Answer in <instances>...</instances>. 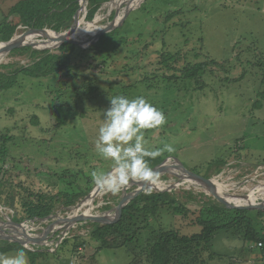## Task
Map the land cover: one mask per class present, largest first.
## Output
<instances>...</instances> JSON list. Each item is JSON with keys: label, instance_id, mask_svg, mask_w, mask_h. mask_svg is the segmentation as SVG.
<instances>
[{"label": "rangeland", "instance_id": "374dc122", "mask_svg": "<svg viewBox=\"0 0 264 264\" xmlns=\"http://www.w3.org/2000/svg\"><path fill=\"white\" fill-rule=\"evenodd\" d=\"M19 1L0 0V24ZM113 1L103 4L94 16L93 20L100 18L95 24L100 29L115 16L125 14L126 4L109 9ZM177 11L176 17L165 20ZM82 17L83 12L79 13ZM91 22L83 20L85 24ZM73 24L74 20L70 27ZM117 28L123 43L110 44L95 53L90 42L95 34L86 40L77 38L83 45L72 44L73 49L66 53L49 50L66 57L61 73L37 79L20 76L13 89L0 91V207L9 210L13 224L26 217L22 206L35 200L32 194L69 195L76 203L66 207L59 202L50 215L64 216L68 208L80 204L96 188L92 171L111 170L112 162L101 158L94 145L104 110L110 106L108 98L115 95L130 99L142 96L165 114L163 126L145 131V147L153 150L170 144L175 151L149 159V166L155 163L152 169L175 159L191 174L208 180L219 177L232 192L246 186V179L264 166V0H144L132 7ZM43 29L52 32L49 27ZM81 32L88 34L89 29ZM30 33L19 26L13 37ZM33 38L36 42L48 40ZM163 55L175 59L165 65ZM34 61L29 52L8 54L0 73L11 74ZM199 63L205 64L201 88L182 75L184 68ZM56 106L68 117V123L59 129L55 128ZM158 178L177 180L169 174ZM253 179L258 185L264 184V172L258 169ZM135 188L131 185L119 193H104L94 202L100 205L94 212L108 210V206L101 208L104 202L116 204L123 193H132ZM150 193L133 199L143 205ZM166 194L174 199L177 209L163 206L153 216L138 217L135 224L126 218L123 227H116L118 219L110 225L78 222L62 240L61 231L47 234L49 245L33 246L32 252L44 254L36 256L34 264H150L147 252L156 226L196 234L200 231L196 220L213 217L212 207L234 209L191 186H178ZM11 198L14 211L9 207ZM258 206L262 209H248L252 210L249 215L256 230L264 232V202ZM43 220L20 224H28L29 234L41 239L42 230L51 223L39 224ZM4 224L0 214V228ZM126 227L136 233L133 241L128 240ZM5 243L12 242L1 236L0 246ZM242 243L221 230L212 240V250L222 257L220 260L207 262L208 252L199 248H176L171 264H264V259L239 257ZM242 248L246 250V246ZM27 259L31 264L30 257Z\"/></svg>", "mask_w": 264, "mask_h": 264}, {"label": "trees", "instance_id": "16d2710c", "mask_svg": "<svg viewBox=\"0 0 264 264\" xmlns=\"http://www.w3.org/2000/svg\"><path fill=\"white\" fill-rule=\"evenodd\" d=\"M113 0H87V14L86 20L91 22L94 19L95 14L100 7ZM79 10L78 0H21L14 4L8 11L6 17L0 24V42H8L14 36L16 29L21 26L28 30H41L45 27H49L52 31L59 33L68 29L73 23V17ZM179 12H174L166 17V21L169 22L172 18L176 17ZM119 29H115L109 33L100 35L94 42L93 50L95 53H100L106 46L114 43H123L122 38H118ZM73 49L72 44H63L57 50L61 53ZM29 52L30 58L35 59L32 65L24 67L14 71L11 74L0 73V91H9L17 85L18 78L20 76L25 78L37 79L40 76H46L54 73H61L65 69L64 60L65 56H58L50 54L49 50H33L30 47H22L15 49L9 53V55ZM162 64H168V62L174 61L175 57L172 55H163ZM0 67H3L1 65ZM205 64L199 63L192 67L184 68L182 70L183 78L188 81H193L198 88H201L203 80L201 79V73L204 71ZM264 99V93L262 94ZM260 106V104H258ZM55 115V128H61L68 122V117L60 107H54ZM36 124V123H35ZM152 163L150 166H154ZM149 166V167H150ZM1 172V170H0ZM1 185V183H0ZM35 196V202L25 204L24 207L26 217L24 219H16L17 223H22L24 220L33 219H45L50 216L59 202L68 207L74 205L76 202L70 199L69 195L65 193H56L52 195L48 194H32ZM65 198V200H60ZM9 207L11 210L14 208V200L11 198ZM135 200H131L127 205L123 207L120 212L119 218L116 222V227L125 226V220L128 218L131 224L137 222V218L142 216L148 217L155 215L159 209L163 206L169 208H175L176 202L166 193H150L145 197V203L143 205H137ZM34 202V203H33ZM0 203H1V188H0ZM251 209V208H247ZM213 217L211 218H199L196 220L195 225L200 227L198 233L191 235L181 234L177 230H163L160 226H156L151 231V240L148 246L147 258L150 264H171L173 260V250L176 248H199L202 252H208L207 262L220 260V256L214 253L212 250V240L218 231H225L232 234L233 237L239 238L243 243L248 245H254L256 248L257 243H262L261 248L256 250L264 259V232L256 230L254 221L249 215L252 210L246 209H232L227 210L223 207L211 208ZM255 211V210H254ZM258 218L261 217V213L257 211ZM214 214L216 217H214ZM15 220V219H14ZM96 224V223H95ZM110 225V224H109ZM110 227V226H105ZM127 238L129 241H133L136 237V233L132 232L129 227H126ZM65 244V243H64ZM103 244H101L102 246ZM23 249L27 257H30L31 264H34L36 256H43V253L28 251L17 243H5L0 246V256L10 252ZM202 262L201 264H206Z\"/></svg>", "mask_w": 264, "mask_h": 264}, {"label": "bare ground", "instance_id": "6f19581e", "mask_svg": "<svg viewBox=\"0 0 264 264\" xmlns=\"http://www.w3.org/2000/svg\"><path fill=\"white\" fill-rule=\"evenodd\" d=\"M127 0H116L115 2L109 4V9H118L121 4H127ZM123 9V8H122ZM119 12V11H118ZM122 13V12H121ZM104 15V14H103ZM121 18V17H120ZM100 20L99 17H96L93 24H85L83 23L81 18L77 19V22L82 24L83 26L78 28V33L81 32L83 28H88L89 33L83 34L82 32L75 37L74 41L80 43V40H86L87 36L92 34H96L100 28L95 26V24ZM90 27V28H89ZM64 34L56 35L52 32H45L43 37L47 38L48 40L45 42H36L34 40V36L29 35H16L14 37L15 40H20L22 43H33L36 48L42 49L45 46H51L53 44L57 43L58 38L62 37ZM80 40H78V39ZM8 58V55H2L0 56V65L6 63V60ZM172 161L165 160V166L168 168L167 172L161 173L162 174H169L173 177H176V181L172 180L171 178L167 181H161L158 178V181L156 183L150 184L148 182L144 181H130L128 185H126V188H129L132 186H136L135 190L142 189L143 193L145 192H155V193H167L174 189H176L178 186H186L193 187L196 189H201L203 193H205L207 196L213 197L214 193L223 201H220L224 206L227 207H243V208H260L261 206H258L259 204L264 202V184L258 185L254 183L255 175L258 173V169H261V171L264 172V166L257 168V171H254L252 175L246 179V186L241 187V189L233 190L231 192L230 186H226L223 183L219 182V177H213L209 179V184L206 185L204 183L198 182L194 179L189 178L187 172L180 167V164L174 159H171ZM181 173L182 176H179ZM158 175V177L160 176ZM236 177V176H235ZM228 179V178H227ZM221 181V180H220ZM228 185V184H227ZM231 185V184H230ZM233 186V185H232ZM95 188L92 192L89 193L87 198L83 200L80 204H77L75 206H72L66 210V214L64 216L59 215V213H56L55 215L44 219L43 221H40L39 224H44L51 222L46 229L42 230V238H37L38 236H31L30 233V226L28 224H21V225H14L12 222V215L9 212L8 209H4L0 207V214L5 218V224L0 228V237H7L10 240H16L19 242H22V244L27 247L28 249H33L34 245H41V246H47L49 245L48 237L46 236L49 233H53L55 231H61L60 240L67 237L69 232L75 228L76 224V218H80V223L87 224L92 223L89 221L91 218H98L101 219L99 224L102 225H109L112 224L114 221L115 215L118 212L119 205L121 201L124 198H129L130 196L128 194H122V196L119 198L118 202L116 204H109L104 202L102 207L104 209V206H108L109 209L104 212L95 213V209H99L100 205H94V202L103 195L106 192L99 191L98 193L94 192ZM122 191H125L122 190ZM214 198V197H213ZM217 200V199H215ZM218 201V200H217ZM53 224V225H51ZM79 226V225H78ZM5 230L9 231V234H6ZM59 244V243H58ZM57 244V245H58Z\"/></svg>", "mask_w": 264, "mask_h": 264}, {"label": "clouds", "instance_id": "9594fccd", "mask_svg": "<svg viewBox=\"0 0 264 264\" xmlns=\"http://www.w3.org/2000/svg\"><path fill=\"white\" fill-rule=\"evenodd\" d=\"M108 99L110 106L104 110L94 147L101 158L112 162V168L107 172H91L95 187L101 192L115 194L130 181L156 183L158 175L149 167L148 160L175 149L170 144L147 149L145 131L163 126L165 114L142 96L130 99L115 95ZM0 264H28L27 254L20 249L11 257H0Z\"/></svg>", "mask_w": 264, "mask_h": 264}, {"label": "water", "instance_id": "95a60500", "mask_svg": "<svg viewBox=\"0 0 264 264\" xmlns=\"http://www.w3.org/2000/svg\"><path fill=\"white\" fill-rule=\"evenodd\" d=\"M115 1L116 0H114L113 2H115ZM127 1H128V3L126 4L127 5V8H126V11H125V14L123 15V17L116 18V16H115V18L112 20V22L107 27L101 28L95 35L92 36V39H91L90 42H93L94 43L96 41L97 37H99L100 35L109 33L111 31H113L115 28H117L122 23V21L124 20V18L128 14V12L132 9V7L133 6H136V5H139L144 0H127ZM78 2H79V10H78V12L73 17V19H74L73 26L70 27L64 33V35L62 37L58 38L57 43L53 47H45V48H42V49H38V48L35 47V45L33 43H22V41L15 40L14 37H13L8 42H4V43L0 44V56H2V55H8L11 51H13L15 49H18V48H22V47H30V48L35 49V50H53V49H58L61 45L66 44V43H68V44H74V45H81L82 43H78V42H75L74 41L75 36H77L79 34L78 33V28L80 27V23L77 22L76 19L79 18V13L83 12V17L81 18L82 21H83L85 19V17H86L87 12L85 10V0H78ZM93 22H94V20L91 22V24H93ZM30 31L32 33H30L28 35L29 36H35V37H43L44 33L47 32L45 29L36 30V31L30 30ZM52 32L54 34H56V35H59L60 34V33L54 32V31H52ZM153 170H154V172L157 173V175H160L161 173L167 172L168 171V168L165 166V162H163L162 164L154 167ZM187 174H188L189 178H191V179H194V180H196L198 182H201V183H204L206 185L209 184V180L208 179H204V178H202V177H200L198 175H194V174H191L189 172H187ZM135 185L137 186V184H135ZM94 192L98 193L99 190H97V188H95V191ZM141 193H143V190L142 189H137V190H134L132 193H128V195L130 197L129 198H124L121 201V203L119 205V208H118V212L115 215L114 221L112 223H114L118 219L122 208L130 200H132L134 197L140 195ZM212 194H213V197L215 199H217L218 201L219 200L220 201H223V199H221L220 197H218L214 193H212ZM233 208H235V209H246V208L237 207V206H235ZM259 209H262V208H259ZM75 220H76V222H79L80 221V218H76ZM100 220L101 219H98V218H91V219H89V221H91L92 223H100ZM14 225L18 226V225H21V224L20 223H14ZM2 238H5V239L9 240L12 243H17V244L21 245L22 247H24L25 249H27L28 251H33L32 249H28L27 247H25L22 244V242H19V241H16V240H10L7 237H2Z\"/></svg>", "mask_w": 264, "mask_h": 264}, {"label": "crops", "instance_id": "0c3cea01", "mask_svg": "<svg viewBox=\"0 0 264 264\" xmlns=\"http://www.w3.org/2000/svg\"><path fill=\"white\" fill-rule=\"evenodd\" d=\"M243 246H247V244H245V243H242V245H241V247H240V245H239V248H238V250L240 249L241 250V252H240V250L238 251V255H239V257H243V258H250L249 260H257V259H262V256H261V254L259 253V251L258 250H256L255 248H254V245L252 244V245H248V250H249V252H247V250H244L242 247ZM242 248V249H241ZM247 248V247H246ZM250 249H252V251L250 250ZM233 254H235V251H234V253ZM232 254V255H233ZM222 258V257H221ZM253 263V262H252ZM254 264V263H253Z\"/></svg>", "mask_w": 264, "mask_h": 264}, {"label": "built area", "instance_id": "2783aa9c", "mask_svg": "<svg viewBox=\"0 0 264 264\" xmlns=\"http://www.w3.org/2000/svg\"><path fill=\"white\" fill-rule=\"evenodd\" d=\"M261 247H262V243L261 242L256 244V248H261Z\"/></svg>", "mask_w": 264, "mask_h": 264}]
</instances>
